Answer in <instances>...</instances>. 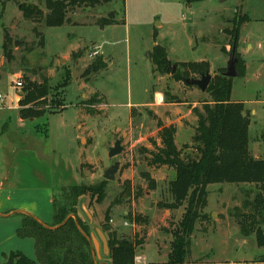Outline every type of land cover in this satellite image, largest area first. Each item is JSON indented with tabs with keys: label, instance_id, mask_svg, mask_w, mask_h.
<instances>
[{
	"label": "rangeland",
	"instance_id": "rangeland-1",
	"mask_svg": "<svg viewBox=\"0 0 264 264\" xmlns=\"http://www.w3.org/2000/svg\"><path fill=\"white\" fill-rule=\"evenodd\" d=\"M23 3L46 13L43 0H0V94L17 113L22 89L14 88L15 81L24 85L46 78L53 96L48 97L49 115L34 122L17 124L13 111L2 113L0 169L29 173L34 168L53 189L104 182L102 203L90 202L86 196L77 204L76 216L89 235L94 228L103 231L109 226L117 239L142 240L134 263L142 253L146 264H165L169 232L184 208L157 207L170 203L168 183L173 177L170 169L146 165L148 152L159 145L158 120L164 126L178 125L177 145L190 142L195 124L191 108L209 101V96L186 86L176 75L182 74V64L202 61L208 63L212 78L223 75L232 50L226 31L232 29L235 16L248 18L239 27L235 46L240 67L232 79L231 99L243 102L250 112L249 150L256 144L264 148V0L191 4L187 0H113L69 12L70 23L61 28L25 21L19 12ZM111 13L118 25L96 26L98 19ZM5 33L8 56L4 55ZM156 48L163 49L165 56L158 55ZM163 58L166 64L160 67L157 62ZM93 64L97 69L102 64L106 67L94 72ZM173 65L177 68L171 74ZM74 70L85 71L72 78ZM40 130H46V135ZM23 136L37 144L34 157L13 151L15 140ZM118 140L123 151L110 159L109 148ZM116 162L115 180L104 181L103 172ZM12 175L15 179L16 173ZM255 193L248 185L207 187L206 206L195 223L186 263L264 261V248L256 245L254 234L241 235L237 219L247 212L242 206ZM135 216L144 222L133 223ZM104 259L100 264H108Z\"/></svg>",
	"mask_w": 264,
	"mask_h": 264
},
{
	"label": "trees",
	"instance_id": "trees-1",
	"mask_svg": "<svg viewBox=\"0 0 264 264\" xmlns=\"http://www.w3.org/2000/svg\"><path fill=\"white\" fill-rule=\"evenodd\" d=\"M12 0H6L10 2ZM113 0H43L46 13L43 14L38 6L20 4L19 12L25 21H43L48 28H61L68 25V13L78 8H94L111 3ZM189 4L206 0H187ZM248 18L233 19L231 30H227L229 45L236 46L239 27ZM114 13L107 18H100L96 26L104 28L118 25ZM124 24V21L121 22ZM8 36H4V55L8 56L6 46ZM161 57L165 56L163 49H155ZM236 55V53H235ZM158 66L166 64L163 58ZM97 72L105 69L102 64L95 68ZM240 67L237 59L236 69ZM182 74L176 78L184 81L188 75L201 76L209 72L207 62L182 64ZM232 79L221 73L211 79L206 94L209 101H204L197 107L191 108L195 119L192 126V136L189 144L177 147L175 144L176 128L164 126L158 120L157 138L159 145L154 144V150L148 152L146 165L151 168H167L174 172L175 177L168 183L170 203L157 204L165 210L184 208V213L169 232L171 241L165 264H189L186 257L190 250L191 236L195 223L199 220L201 210L206 206L207 187L214 184L248 185L256 189L252 201H245L243 209L246 213L238 214V225L243 237L255 235L256 245L264 248V159H255L249 150L248 131L251 123L250 112L241 102L231 101ZM53 92L48 81L43 78L40 83L26 82L23 85L18 102V116L22 121L34 122L49 115L47 112L48 97ZM53 99V98H52ZM53 100H52V102ZM59 104V102H58ZM53 111V110H52ZM51 113V111L49 112ZM37 132L38 129H36ZM46 130L40 134H45ZM53 189V188H52ZM104 182L96 186L75 185L60 186L53 189L52 217L49 227L59 226L68 216L70 218L63 226L50 230L44 228L31 215H22L21 227L17 230L18 238H31L34 241L35 260L27 258L21 252H11L6 257L5 264H94L91 255V245L84 237H90L88 228L76 216L77 204L83 197L89 196L90 202L102 203L106 196ZM91 203H89L90 205ZM133 223L140 225L142 218L135 216ZM79 225L81 232L77 229ZM108 243L109 254L105 257L108 264H135L136 248L142 245V240L131 242L117 239L110 227L103 228ZM107 235V236H106ZM146 236V232H143ZM103 259L101 260V262ZM101 262H98L99 264ZM218 264H264V261Z\"/></svg>",
	"mask_w": 264,
	"mask_h": 264
},
{
	"label": "crops",
	"instance_id": "crops-1",
	"mask_svg": "<svg viewBox=\"0 0 264 264\" xmlns=\"http://www.w3.org/2000/svg\"><path fill=\"white\" fill-rule=\"evenodd\" d=\"M18 100L19 97L16 99L15 106ZM14 110L16 109H13V107H11L10 109H6L0 112L1 113L0 125L2 124L1 122L3 117L2 113H7L11 111L15 113L14 118L17 124H23L25 122L19 118L18 113L15 112ZM174 123L175 122H169L165 126L172 125L176 128V132H177L178 125H175ZM4 132L5 131H3V133ZM176 132L174 138L175 144H176ZM191 136L192 135H190L189 137L190 139ZM15 141H16L15 142L16 145H15V149L13 150L15 154L23 150L22 154L27 156L30 155L32 157L35 156L33 150L37 149L36 148L37 144H34L30 139L24 136L16 139ZM189 143H184L181 145L176 144V146L180 147L182 145ZM28 149L31 153L27 154L26 151H28ZM250 153L255 159H264V148L260 144L254 145L253 149L250 150ZM14 173H16L15 179L12 178L13 176L12 174ZM172 174H173L172 177L173 180L175 174L174 172H172ZM52 200H53L52 187L49 185V183L43 180V174L41 175L36 169L32 168L29 171V173L27 172V170L26 171L17 170L14 172L4 167L3 169L2 168L0 169V264H5L6 257L11 252H17V251L21 252L29 259L35 260L33 239L31 238L21 239L18 238L16 235L17 230L21 227L22 224L23 214H20V212L31 215L32 217H35L44 224L51 225L53 222ZM2 216H6V217H2ZM150 260L151 259H148V261ZM223 262L243 263V262H254V261L252 260L248 261L242 259L238 261H223ZM135 264H146V257L141 253L138 259H136Z\"/></svg>",
	"mask_w": 264,
	"mask_h": 264
},
{
	"label": "water",
	"instance_id": "water-1",
	"mask_svg": "<svg viewBox=\"0 0 264 264\" xmlns=\"http://www.w3.org/2000/svg\"><path fill=\"white\" fill-rule=\"evenodd\" d=\"M224 0H219V2H223ZM148 58H150V54L148 53ZM228 63H227V67H226V72L223 74L224 77L229 78V79H233L237 76L236 74V64H237V58L235 55V46L232 47L231 53L228 57ZM171 70V74H174L175 69L177 68L176 65H173ZM85 70H80V71H73L72 74V78H75V76L82 74ZM212 77L209 74V72H206L205 74L200 76V79H185L183 81V83L188 86V87H197L202 93H204L211 81ZM123 151V148L121 146V142L120 140L116 141L114 143V145L112 147L109 148V153H108V157L110 159H113L115 157H117L118 155H120ZM119 169V163H114L110 168L106 169L103 172L102 178L104 181H114L115 180V175L118 172ZM82 210L84 212V214L86 215V217L88 218V220L91 223V216L89 214V212L86 210L85 206L82 205ZM19 213V212H17ZM20 214H26V213H21ZM28 215V214H27ZM2 217H6V216H2ZM70 218H73V216H68L63 223H61L59 226L56 227H49L46 224L42 223L41 221H39L38 219H36L35 217H33V219H35L39 224H41L44 228L50 229V230H55L61 226H63ZM77 229L81 232V229L79 227V225L76 223ZM87 241L90 243L91 245V255H92V259L94 264H99L98 262H101V260L105 257L108 256L109 254V249H108V243H107V239L105 237V235L103 234V232L97 228H94V234L90 235V237H86L84 236Z\"/></svg>",
	"mask_w": 264,
	"mask_h": 264
},
{
	"label": "built area",
	"instance_id": "built-area-1",
	"mask_svg": "<svg viewBox=\"0 0 264 264\" xmlns=\"http://www.w3.org/2000/svg\"><path fill=\"white\" fill-rule=\"evenodd\" d=\"M14 88L16 90H21L23 88V84L19 81H15L14 82ZM9 103L10 102H8L7 98L5 96H3L2 94H0V112L4 111L6 109H10L12 106ZM122 225L127 226V223H122Z\"/></svg>",
	"mask_w": 264,
	"mask_h": 264
}]
</instances>
